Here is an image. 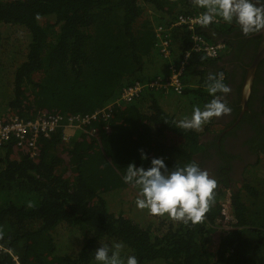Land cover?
I'll return each mask as SVG.
<instances>
[{
    "label": "trees",
    "instance_id": "obj_1",
    "mask_svg": "<svg viewBox=\"0 0 264 264\" xmlns=\"http://www.w3.org/2000/svg\"><path fill=\"white\" fill-rule=\"evenodd\" d=\"M187 2L0 0V47L3 25L23 27L30 35L25 60L9 73L10 85L0 80V112L28 120L41 113L66 116L104 109L122 87L162 73L153 27L193 12ZM221 25L217 31L223 39L240 31L234 23ZM198 32L218 43L217 34ZM180 39L182 50H188V34ZM216 62L191 54L190 73L179 96L186 98L184 104L203 108L212 99L208 76L224 73L216 71ZM0 67L8 71V66ZM157 102L154 91H145L130 105H113L107 120L94 119L89 128L93 134L75 133L64 142L60 129L39 139L34 153L14 142L0 146V246L6 251L0 253V264H98L94 253L101 243L122 245L121 258L135 255L138 264H264V168L252 158L247 159L251 163L244 185L236 182L241 187L231 193L236 224L222 232L214 250L216 222L223 219L218 200L232 182L229 161L215 171L214 199L197 224L166 217L152 230L109 210L107 195L129 187L138 191L122 180L129 163L147 169L153 158H163L171 169L195 161L193 155L203 150L201 133L177 128L168 113L178 115L182 103L173 101L168 105L174 110H162ZM261 105L264 116V99ZM205 124L215 123L212 118ZM252 128L259 132L260 122ZM252 141L251 150L264 154V132ZM141 152L147 160L141 161ZM61 224L83 237L76 257L57 253L53 234Z\"/></svg>",
    "mask_w": 264,
    "mask_h": 264
},
{
    "label": "clouds",
    "instance_id": "obj_2",
    "mask_svg": "<svg viewBox=\"0 0 264 264\" xmlns=\"http://www.w3.org/2000/svg\"><path fill=\"white\" fill-rule=\"evenodd\" d=\"M187 3H198V6L205 9L198 18V23L205 26L198 29L200 31L202 29L206 30V28L217 30L219 27L208 25L214 19L219 18L226 24H236L244 36L264 32V0H189ZM147 14L150 17L154 16L150 10ZM207 91L212 99L204 104L203 108L194 106L190 117L186 116L176 123L177 128L183 130L204 129L205 122L214 117L219 118L231 113V109L221 98L231 91L230 87L224 82L223 73L208 76ZM142 96L138 100L142 99ZM87 130L82 132L84 134H90V131L94 132L89 128ZM207 130L208 128H206ZM140 159L145 161L147 156L141 152ZM201 168L195 161H192L184 166L169 169L163 158H153L147 169L129 163L125 168L122 180L124 183L138 189L135 203L139 209H148L150 214L154 216L167 215L185 225L189 223L197 224L208 213L210 202L214 199V192L217 188V181ZM228 187V191L223 190V192H228H226L227 198L223 199L221 196L218 203L223 219L233 222L235 225L236 220L230 200L231 193L235 191L230 190ZM228 209H230V213H228ZM227 216H231V219ZM121 247L122 245L117 244L115 250H113L107 245H101L95 251L94 259L98 264H138L135 255H129L126 259L121 258L119 253ZM1 252L6 251L0 246ZM9 255L14 262H18L14 255L10 253Z\"/></svg>",
    "mask_w": 264,
    "mask_h": 264
},
{
    "label": "built area",
    "instance_id": "obj_3",
    "mask_svg": "<svg viewBox=\"0 0 264 264\" xmlns=\"http://www.w3.org/2000/svg\"><path fill=\"white\" fill-rule=\"evenodd\" d=\"M189 10L194 11L179 13L167 23L162 22L154 26L156 39L154 50L156 60L161 67V74L153 76L151 80L135 81L122 87L113 102L107 104L104 109L95 110L92 114L76 113L63 116L41 113L33 119L26 120L17 116L5 117L0 112V146L14 142L17 147L34 153L39 139H46L61 129L62 140L69 141L75 133L90 128L94 119L107 120L113 105L132 104L145 91L151 90L159 95L173 93L176 97L182 96L184 81L191 69V54L201 56L207 61H214L226 49L223 43H211L197 32L198 29L205 27L198 23V18L205 9L197 3ZM221 22L222 20L216 18L208 26L221 27ZM183 33H187L189 39L190 47L186 51L182 50L180 39ZM90 134H93V131H90Z\"/></svg>",
    "mask_w": 264,
    "mask_h": 264
},
{
    "label": "flooded vegetation",
    "instance_id": "obj_4",
    "mask_svg": "<svg viewBox=\"0 0 264 264\" xmlns=\"http://www.w3.org/2000/svg\"><path fill=\"white\" fill-rule=\"evenodd\" d=\"M206 30L217 34L215 39L226 47L224 53L216 59V71L224 72V82L231 89L229 94L221 97L231 113L214 117L213 126L204 123V132L200 134L199 140L203 150L193 155V159L212 178H217L215 171L229 161V177L232 179L229 185L233 191H237L241 185L235 183L244 185L247 164L251 163L247 159L252 158L256 166L264 168V154L251 150L252 144L253 148L255 146L252 139L258 141L264 132L261 105V100L264 99V58L257 62L261 36L259 33L244 36L237 30L223 39L218 36L216 29ZM257 120L260 122L259 132L252 128ZM225 155L229 156L225 158ZM218 180L222 181V178Z\"/></svg>",
    "mask_w": 264,
    "mask_h": 264
},
{
    "label": "rangeland",
    "instance_id": "obj_5",
    "mask_svg": "<svg viewBox=\"0 0 264 264\" xmlns=\"http://www.w3.org/2000/svg\"><path fill=\"white\" fill-rule=\"evenodd\" d=\"M2 33V44L0 47V58L1 62L0 64L2 66L6 65V70L4 68H1V82H8L9 85L11 83L12 76H9V73H11L13 68H16L18 64L23 62L25 60V55L27 52V45L30 42V35L29 32L19 26L14 25H3L1 28ZM4 64V65H3ZM10 67V68H9ZM192 88H196L195 85L191 84ZM157 96V105H160L162 110H174L172 107L173 101H177L182 103V107L179 111H177V114L170 115L176 123L188 116L190 117L193 110V105L184 104L186 98H180L179 96H175L173 93L169 94H162L159 95L156 93ZM171 103V106H168L167 103ZM197 103H201L200 101H197ZM153 104V101L147 102V105L151 106ZM144 110H147L144 108ZM167 112V111H165ZM199 133L201 131L204 132V129H198ZM264 162V161H263ZM227 191L222 192V198H227ZM138 191L134 190L133 188L129 187L119 193V195L113 194V195H107L106 196V205L108 204V208L111 212L119 213L123 212L126 217H134V219L138 223L142 224V227L145 228L149 225H151L152 230H157L163 220L160 218H166L168 221H171L169 216H154L150 214L148 209H139L136 206V199H137ZM113 213V214H114ZM228 213H230V209H228ZM227 218L231 219V216H227ZM234 225L233 222L227 221L226 219H222L218 222H216V226H218L216 232L213 235V238L211 240V249L214 250L219 241V237L222 235V232L225 230H229L231 226ZM54 240L56 243V250L59 255H66L68 257H76L78 255V252L81 248V242L83 237L79 234L78 230L75 228H69L64 224H61L54 232ZM101 245H107L113 250H115V245L110 243H101ZM99 245V247H101ZM126 251H128L125 248ZM120 256L122 253H124L123 247L119 249Z\"/></svg>",
    "mask_w": 264,
    "mask_h": 264
},
{
    "label": "water",
    "instance_id": "obj_6",
    "mask_svg": "<svg viewBox=\"0 0 264 264\" xmlns=\"http://www.w3.org/2000/svg\"><path fill=\"white\" fill-rule=\"evenodd\" d=\"M259 35L261 36V42H260V45H259V51H258V55H257V62L264 58V32L259 33ZM228 188L230 190H234L230 185H229Z\"/></svg>",
    "mask_w": 264,
    "mask_h": 264
},
{
    "label": "bare ground",
    "instance_id": "obj_7",
    "mask_svg": "<svg viewBox=\"0 0 264 264\" xmlns=\"http://www.w3.org/2000/svg\"><path fill=\"white\" fill-rule=\"evenodd\" d=\"M60 131V130H59ZM57 133V132H56ZM54 134V133H53Z\"/></svg>",
    "mask_w": 264,
    "mask_h": 264
}]
</instances>
